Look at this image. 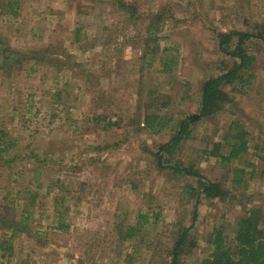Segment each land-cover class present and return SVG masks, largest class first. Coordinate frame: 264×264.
<instances>
[{
	"label": "rangeland",
	"instance_id": "obj_1",
	"mask_svg": "<svg viewBox=\"0 0 264 264\" xmlns=\"http://www.w3.org/2000/svg\"><path fill=\"white\" fill-rule=\"evenodd\" d=\"M9 1L14 12L0 0V48L19 54L0 58V264H170L186 226L178 264H203L214 227L232 235L250 205L264 216L257 174L246 187L209 198L195 176L169 167H191L231 187L244 161L221 164L204 149L233 120L251 132L245 157L258 161L264 0ZM227 31L262 35L245 41L256 56L253 77L240 89L226 87L230 101L203 115V82L236 61L219 47L218 33ZM45 47L51 64L32 56ZM147 115L166 126L149 128ZM185 116L189 137L159 166L158 146ZM138 213L148 221L124 237Z\"/></svg>",
	"mask_w": 264,
	"mask_h": 264
},
{
	"label": "trees",
	"instance_id": "obj_2",
	"mask_svg": "<svg viewBox=\"0 0 264 264\" xmlns=\"http://www.w3.org/2000/svg\"><path fill=\"white\" fill-rule=\"evenodd\" d=\"M12 2L13 1L7 0L6 5L11 12H14L12 11ZM125 6L128 8L130 7V5ZM234 35L236 41L233 47H231V40ZM257 36L262 37L260 34L257 35L249 31H227L218 33L220 49L227 55L235 58L236 61H234L230 68L217 76L209 77L203 82L199 100L201 114L207 115L215 112L230 101V96L225 90L226 87L231 86L234 88L239 84L240 89L248 84L250 78L253 77L256 56L248 50L245 41ZM1 46H3V48H0V58L2 57L6 62L19 54L8 47H4V45ZM6 49L10 50L9 53L4 52ZM46 51H48V47L34 50L32 51V56L36 57L37 54H40L43 58L46 56L48 59L47 61H43V63L51 64L53 59L45 54ZM23 58L24 54L19 55V59L15 60L16 62L22 63ZM164 66L166 68L169 67L168 61ZM154 117L157 116L147 115L144 119V124L149 128L156 125L155 128H157V130L154 129L155 131H159L162 126H166L163 122L153 124L152 119ZM190 123L191 118L189 116L180 118L171 138L158 146L155 152V159L159 166H165L163 163L168 159L166 155L172 154L180 141L183 138L189 137L191 133L189 128ZM252 139L251 132L244 124L238 120H233L230 122L222 139L213 141L209 149H204V152H206L208 156H212L219 160L221 164L230 162L231 160L244 161L242 167H234L235 171L234 177L231 179V187H225L222 182L202 177L191 167L181 166L178 163H171L169 167L175 172L182 171L185 174L195 176L200 187V192L204 196L209 198L224 197L232 191L231 188L233 186L235 187V185L246 187L248 185V180L254 178L256 174L264 179V167L257 170L258 161L264 163V139H262L260 143L257 142L254 145V148H257L259 151L257 155L258 161H250L245 157L251 148ZM246 165H249L250 169H247ZM243 175H248V177H244ZM232 195L233 194H231V196ZM147 221V213H138L136 221L133 224L126 225L124 237L136 236ZM189 231L190 226H186L181 229V232L176 237L171 250L170 264L179 263L180 254L183 253L188 246ZM209 243L213 246L212 251L207 258L203 259V264H264V216L260 212V207L254 205L246 207L244 213L238 217L232 235L225 234L223 229L219 226L214 227L209 235ZM8 249H11V247Z\"/></svg>",
	"mask_w": 264,
	"mask_h": 264
}]
</instances>
